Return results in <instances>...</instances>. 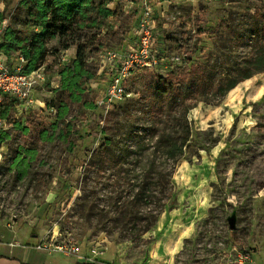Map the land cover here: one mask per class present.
<instances>
[{
	"label": "rangeland",
	"instance_id": "rangeland-1",
	"mask_svg": "<svg viewBox=\"0 0 264 264\" xmlns=\"http://www.w3.org/2000/svg\"><path fill=\"white\" fill-rule=\"evenodd\" d=\"M53 4L77 13L71 29L30 51ZM262 14L264 0H0L5 51H30L64 77L62 87L52 77L37 86L22 116L2 108L0 250L22 258L34 251L46 264H75L60 245L98 247L97 257L112 254L110 264H264ZM142 22L170 62L133 73L131 96L102 109V51L132 43ZM79 45L86 66L69 89ZM197 67L210 78L191 101V139L173 163L154 154L157 136L137 145L130 135L149 123L139 103L155 75L179 81L188 96ZM153 165L165 174L162 206L146 204L160 189Z\"/></svg>",
	"mask_w": 264,
	"mask_h": 264
},
{
	"label": "trees",
	"instance_id": "trees-1",
	"mask_svg": "<svg viewBox=\"0 0 264 264\" xmlns=\"http://www.w3.org/2000/svg\"><path fill=\"white\" fill-rule=\"evenodd\" d=\"M70 2L74 0H69ZM77 1V0H76ZM71 10V9H70ZM50 11L52 16L50 19L45 21L42 26V31L36 35L31 44L29 45V50L37 49L45 43L49 38L56 35H62L69 32L72 25L73 16L77 15L72 9V13L65 15L60 12L58 5H51ZM260 18L264 19V15H260ZM135 38L134 37L132 39ZM127 44H124L120 47L119 50L123 49ZM66 46L65 48H67ZM78 52L76 58L72 62H76V67L71 73V82L67 87L69 89L74 88L79 78H81L84 67L86 66V47L84 45L78 46ZM8 48L0 44V51L9 55L6 51ZM11 48V46H9ZM29 53L25 56L26 59V68L27 70H35L39 67L38 63L40 60H43V57H29ZM19 56V55H15ZM258 61L264 62V49L260 51V54L257 58ZM157 70V69H155ZM61 75V87L63 86L64 77L63 72H59ZM105 72L103 71L102 75ZM80 75V76H79ZM109 77V73H106ZM188 79L191 80V95L186 96L179 85V81H174L173 79H167L164 75L157 74L155 75V80L152 81L149 90L146 95L143 97V101L139 103V109L141 114L145 117L146 121L149 122L147 127L143 129V132L140 133L136 131L130 135L134 139V142L137 145H142L144 140H151L152 137L157 136L154 143L155 153L157 157L159 155L164 156L167 159H171L173 163L177 162L184 153L185 147L191 139V126L188 118L189 110L193 107L191 101L197 99V94L202 92L206 88L205 82H208L210 75H208L200 67L189 70ZM91 80V79H90ZM89 80V81H90ZM88 81V82H89ZM130 81V80H129ZM128 81V82H129ZM128 82L126 86L128 85ZM210 82V81H209ZM233 85H230V87ZM15 100L9 96H5L3 106L7 105L13 109ZM2 106V108H3ZM1 115L8 118L3 114L1 109ZM150 136L151 138L147 136ZM129 155L126 154L123 156V159L127 158ZM117 164L119 160L115 161ZM157 167V166H156ZM153 169L157 172V181L155 182L156 187H159V191L151 192L149 195L148 203H155L159 206L164 205L165 202H161V196L165 190V174L162 170H158L153 165ZM141 197V198H140ZM145 194L142 191H138L136 194V200L144 199ZM37 264H44L41 261H38Z\"/></svg>",
	"mask_w": 264,
	"mask_h": 264
},
{
	"label": "built area",
	"instance_id": "built-area-1",
	"mask_svg": "<svg viewBox=\"0 0 264 264\" xmlns=\"http://www.w3.org/2000/svg\"><path fill=\"white\" fill-rule=\"evenodd\" d=\"M135 38L132 43L127 44L119 51H102V65L106 73L111 76L100 89L96 98V105L102 109L110 108L112 105L123 101L131 96L127 89V82L133 73L138 71L155 70L161 65H168L169 57L160 55L157 35L154 27L149 23L142 22L134 31ZM51 80L49 81V78ZM55 87L61 85L60 73L50 75L44 67L35 70H27L26 59L23 55L9 56L0 51V129H7L9 118L1 115V109L5 96L15 100L13 111L16 117L29 112L33 105L31 94L34 89L46 82ZM99 83L96 85L98 88ZM12 246H15L12 244ZM66 256L83 252V245L57 246ZM37 249L50 250L42 243ZM88 254L90 259H96L100 254L98 247L89 246Z\"/></svg>",
	"mask_w": 264,
	"mask_h": 264
},
{
	"label": "crops",
	"instance_id": "crops-1",
	"mask_svg": "<svg viewBox=\"0 0 264 264\" xmlns=\"http://www.w3.org/2000/svg\"><path fill=\"white\" fill-rule=\"evenodd\" d=\"M11 245V243H10ZM12 246V245H11ZM14 248V247H12ZM88 251V248L83 249ZM84 251L78 254H75L73 259L75 264H110V260L112 258L111 253H105L101 257H97L95 260L90 259L88 255ZM14 250H10L9 252H3L0 250V264H37L38 261L43 262L46 264V258L41 257L34 251H32V254L27 253V255H24L23 258L19 257V255L15 256Z\"/></svg>",
	"mask_w": 264,
	"mask_h": 264
},
{
	"label": "water",
	"instance_id": "water-1",
	"mask_svg": "<svg viewBox=\"0 0 264 264\" xmlns=\"http://www.w3.org/2000/svg\"><path fill=\"white\" fill-rule=\"evenodd\" d=\"M233 227V226H232Z\"/></svg>",
	"mask_w": 264,
	"mask_h": 264
}]
</instances>
